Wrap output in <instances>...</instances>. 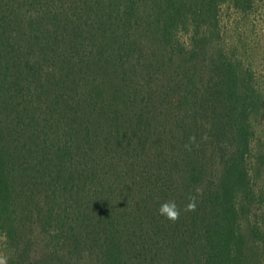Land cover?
<instances>
[{
  "label": "trees",
  "instance_id": "16d2710c",
  "mask_svg": "<svg viewBox=\"0 0 264 264\" xmlns=\"http://www.w3.org/2000/svg\"><path fill=\"white\" fill-rule=\"evenodd\" d=\"M235 18L264 45V0H0L6 264H264V88Z\"/></svg>",
  "mask_w": 264,
  "mask_h": 264
},
{
  "label": "rangeland",
  "instance_id": "374dc122",
  "mask_svg": "<svg viewBox=\"0 0 264 264\" xmlns=\"http://www.w3.org/2000/svg\"><path fill=\"white\" fill-rule=\"evenodd\" d=\"M221 18L223 20V25L225 27L226 20L228 19L229 21L233 19L234 16L232 15L231 11L224 8L221 14ZM243 25H245L244 22L240 20L237 21V19L235 18L231 30L228 29L226 30V28H224L225 39L227 41L226 45L237 46L239 48L240 54L243 55L244 59L247 61H251L253 63L260 76L259 81L262 82L264 88V78H263L264 77V45L262 44V42L257 40L258 37L254 39L255 34H253L251 27L248 26L247 29H242L241 31L240 28H242ZM237 30L240 32H237ZM250 40H253L254 43L250 44ZM247 48L250 49L246 51ZM255 130H256V136L262 139L264 133V116L261 118L259 124L256 125ZM257 187L264 189V178L258 181ZM1 242H2V238L0 236V259L5 260V254L2 251Z\"/></svg>",
  "mask_w": 264,
  "mask_h": 264
},
{
  "label": "clouds",
  "instance_id": "9594fccd",
  "mask_svg": "<svg viewBox=\"0 0 264 264\" xmlns=\"http://www.w3.org/2000/svg\"><path fill=\"white\" fill-rule=\"evenodd\" d=\"M187 207L188 209H192L194 208V204L190 203L188 204ZM160 214L165 215L166 218L170 220H175L179 215L178 210L176 209V205L173 202H169V203L161 205ZM0 264H6V261L3 259H0Z\"/></svg>",
  "mask_w": 264,
  "mask_h": 264
}]
</instances>
